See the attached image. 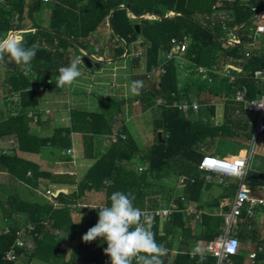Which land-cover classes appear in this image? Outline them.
<instances>
[{"label": "trees", "instance_id": "16d2710c", "mask_svg": "<svg viewBox=\"0 0 264 264\" xmlns=\"http://www.w3.org/2000/svg\"><path fill=\"white\" fill-rule=\"evenodd\" d=\"M126 2H130V8L137 16L150 14V16L154 15L155 20L137 22L128 16L126 9L114 11L113 28L119 38L126 42V47L111 34L109 45L113 51L111 56L113 59L122 57L127 50L128 56H133L132 60L135 61L136 67H139L140 61L144 60L147 70H150L152 66L163 61L172 47L173 38H182L184 34H187L191 38L187 56L190 59L194 57L192 64L171 61L166 64L167 73L157 77L153 82H149L145 74L136 75L132 78V82L142 81L144 85L140 95H133L129 90L130 95L125 100L113 97L101 99L103 100L102 113L74 111L69 128L56 129L52 137H40L31 132L30 122L27 119V110L37 105V93L31 89L32 84L26 75L27 70L22 71L14 62H10L7 67H0L11 74L7 81L9 85L7 91L19 95L22 112L8 119L3 114L0 116V138L16 135L22 143L20 144L22 151L39 153L41 148L48 145L61 149L71 148L73 145L71 136L81 133V158L94 159V137L97 135L110 136L112 133L111 123L106 118V114L112 109L121 112L126 105L132 106L134 102L139 101L142 111L155 107L163 110L162 119L156 121L158 130H162L160 127L164 128V132L161 131L162 138L159 140L157 136L152 147L142 156L148 169L140 172L133 168V161L141 150L132 135L126 128H123L121 130L126 135V139L112 140L110 149L105 154L96 156V163L85 174L76 191L67 195L66 191L65 193L61 190L57 194L59 196L55 195L54 200L61 204L59 208H54L46 200L44 202L26 201L21 198L20 194L12 191L6 201L0 205L2 219L12 220V224L0 234V264H3L2 256L16 240L21 224L20 216H26L30 220L32 230L29 235H25V238H32L33 249L22 250L19 252L18 261L6 264H32L34 260L47 264H66V252L60 249L64 240L59 238L63 230L71 232L73 241H77L69 264L79 262L111 264L110 257L104 253V249L107 248L104 239L97 238L90 243L82 240V236L98 222L99 217L94 218L81 210L83 217L77 223L76 220L80 216L77 217L72 213L67 205L80 203L77 200L86 197L87 191L96 190L106 192L107 204L111 206V194L121 191L134 196V206L143 212L156 209L159 207L157 198L165 202L169 201L170 188L164 184L152 183L149 178L163 180L169 177L172 179L182 174L197 172L202 160L200 154L202 146H208L210 143H207L208 138L213 141L224 133L223 126V130H218V127H212L213 123L205 124L197 121L191 115H185L177 107H173L175 102L199 101L204 103L214 96L222 95L214 91L213 86L209 84L210 79H213L214 85L216 84L215 77L208 71L200 72L198 68L201 65L210 66L219 60L223 63H231L233 62L231 60L243 57L242 46L231 48V50L222 49V46L218 44V36L199 24L198 15L209 13L214 0H61L57 3H43L41 0L33 2L2 0L0 38L13 29L11 23L14 19L19 22L17 26L19 31L26 28L25 20H30L34 30H31L24 38V46L31 47L33 44L38 46L29 69L35 71L37 76L35 85L45 93L63 95L65 88L57 86L58 66L63 58L60 50L65 51L68 48L77 50L75 45L69 42L70 38H73L81 48L90 50L89 38L106 23L115 8ZM233 9L236 10L235 20L237 22L241 23L251 15L241 8ZM47 10H49L50 19L44 24L40 17ZM169 12L176 13V16L158 21L157 16L164 17ZM136 25L140 26L139 34L136 32ZM46 29L55 30L58 34L46 31ZM139 38H142L141 45L144 47L145 54L135 57L134 45ZM263 66L264 57L258 58L255 53L250 59L241 63L242 72L239 73V78L248 70L260 69ZM242 79L240 78V83L244 81ZM250 83L244 81V85L249 88V99L254 98L255 90L253 83ZM226 91L225 94H229L230 88L227 87ZM233 104H227L225 107L227 115L228 113L235 114L236 105ZM241 106L237 104L238 108ZM214 110L212 108V113ZM202 127L205 128L206 134L201 131ZM252 136V134L247 135V138L251 140ZM0 169L26 183L31 189H38L40 181L50 180L52 176L49 172L42 171L40 166L31 160L4 153L0 155ZM65 183L74 186L75 180L68 178ZM246 183L256 191L264 187V177L250 171ZM202 186L203 183L199 180L195 184H187L185 197L197 201ZM179 203L181 206L180 200ZM182 221V215L174 213L171 221L166 222L164 235H160V221L155 219L152 231L155 233L156 242L164 244L169 249V234L178 227L182 228ZM213 237L215 236L209 240ZM242 238L245 241L247 239L257 241L255 232L251 231H245ZM243 259L242 256L238 258L239 261ZM197 260L198 258L191 259L184 254L177 256V264H183L184 261L187 264H193ZM133 264H136L135 260ZM257 264H264V251L257 255Z\"/></svg>", "mask_w": 264, "mask_h": 264}, {"label": "crops", "instance_id": "0c3cea01", "mask_svg": "<svg viewBox=\"0 0 264 264\" xmlns=\"http://www.w3.org/2000/svg\"><path fill=\"white\" fill-rule=\"evenodd\" d=\"M28 2H33L29 1ZM61 0H50L48 3H54V2H59ZM130 6V2H126ZM125 4V3H124ZM123 4V5H124ZM121 5L120 7H122ZM117 7L119 9H123ZM116 9V8H115ZM114 9V10H115ZM130 10H127L128 16L135 20L136 14L133 13L131 8ZM110 14L111 16V21L113 18V12ZM212 11V9H211ZM211 11L209 13H204L198 15L200 18V21H203L206 19L208 15L211 14ZM173 13L172 15H170ZM147 15L148 18L150 14H144ZM234 15L236 16V10L234 11ZM110 16L107 18V21L105 24H103L95 33H93L92 37L89 38L90 42V50H85L81 48L80 46H77L76 42L73 40V38L69 39V42L74 44L75 47L77 48H68L67 50H60V54L63 55V58L58 66V77L60 75L59 69L61 67H67L69 66L71 60L75 57L80 58V64H79V70L81 72L80 77L77 78V80L69 87L65 86V92L62 95L59 94H48L43 91H41L39 88H37V85H35V80H36V74L35 71L27 70V77L31 81V89H34L37 93V98L38 102L36 107H32L27 110V119L29 120V126L30 130L33 134L39 135L40 137H50L53 135L54 131L56 129L60 128H69L71 126V118H72V113L74 111H83V112H90V113H102L103 107H101V99H104V97H99V96H89L93 95V92L96 90H102L101 88L107 87L109 88V95L108 98H116L118 100H125L128 97H125L124 95L119 94L120 88H124L125 86H129L131 88L132 84V78L135 77L136 75H141L145 74L147 70V65L143 64V61H140V66L136 67L135 61L132 60L133 56H128V52L126 50L125 54L118 58V60L113 59L111 56L113 54L112 48L109 45L110 41V35L113 34L112 28L109 24V19ZM142 16V15H141ZM154 16V15H153ZM156 16V15H155ZM169 17L173 18L176 16V13L174 12H169L166 14L164 17ZM160 17V16H157ZM250 18V17H249ZM50 19V13L49 10H47L45 13H43L40 17V20L45 24L48 23ZM167 19V18H166ZM150 20V19H149ZM164 20V19H163ZM152 21V20H151ZM158 21H161V19L158 18ZM248 21V19L244 20ZM242 21V22H244ZM241 22V23H242ZM27 26L23 30L19 31V33L16 35V37H23V39L29 34L31 30H34L31 25V21L26 19L24 22ZM240 22H237L235 19L230 22L232 25H238L241 24ZM19 24V22H18ZM17 24V26H18ZM113 25V24H112ZM217 26L218 36L219 41H221V34L220 32L223 31L221 29V26ZM18 29V28H17ZM114 30V28H113ZM46 31H49L54 34H58L57 31L49 30L46 29ZM214 34V33H213ZM241 34L245 35V29L241 30ZM216 35V34H214ZM114 36V34H113ZM217 36V35H216ZM115 37V36H114ZM116 39V38H115ZM117 40V39H116ZM119 41V40H118ZM243 41L246 43V38L243 37ZM121 42V41H119ZM141 42L142 38H139L138 41L134 45V52H135V57H138L142 54H145V50L141 49ZM122 43V42H121ZM126 43V42H125ZM244 43V45H245ZM123 44V43H122ZM124 46V44H123ZM125 47V46H124ZM223 49V48H222ZM231 50V48H228ZM243 49V46H242ZM141 52V53H140ZM256 53V56L258 58L264 57V52H258V50H252V55ZM88 57L91 61L92 67H88L85 62L84 58ZM95 57H101L103 60H98ZM252 57V56H251ZM250 57V58H251ZM186 59L193 60L194 58L192 57L191 59L188 58L187 54L185 56ZM249 58V59H250ZM130 60V72H126L127 68L125 67V64ZM246 60H244L245 62ZM118 62V63H117ZM242 62V63H244ZM113 63L114 68H113V73L111 77L105 73V69H103V65L110 66V64ZM168 64V63H167ZM192 64V63H189ZM193 64H195L193 62ZM217 66L221 67L223 65L229 64V62L223 63L221 60L218 62H215ZM214 64L210 66H200L203 68H211ZM233 65V63L231 62ZM83 65H85L89 70H86L83 68ZM241 65V64H240ZM264 67V66H263ZM94 68L98 69L97 71L93 70ZM254 70H248L246 74L242 75L240 78L244 79V81L248 82V78L251 75V73ZM56 73V72H55ZM211 74V73H210ZM9 73L3 68L0 67V116L3 114L6 119L12 118L14 116H17V114L22 112L21 108V99L18 94L16 93H11L7 91L9 88L8 85V79L10 78ZM213 75V74H211ZM214 81L216 83H220L222 80L225 81L223 78H218V76H215ZM91 78V79H89ZM110 78L112 80H110ZM239 78V79H240ZM130 81L129 85L125 84L127 80ZM242 79V80H243ZM210 81V80H209ZM244 81L241 82V84H244ZM213 82V81H212ZM226 82V81H225ZM114 83H117L120 88L119 90H112V87H114ZM211 83V82H210ZM114 84V85H113ZM228 87L226 83V88ZM111 89V90H110ZM94 90V91H93ZM130 90V89H129ZM128 91V90H127ZM227 92V91H226ZM226 92H222V94H225ZM230 92V91H229ZM130 93V92H129ZM87 94V96H86ZM119 94V95H118ZM85 95V96H84ZM119 96H121L119 98ZM206 99V98H205ZM204 100V99H203ZM189 102V101H187ZM193 102H198L201 104V108L198 113L194 111H190L188 113H191V115L195 120L200 121V120H207L210 121V123H213L216 127H218V130L223 126L224 127V133L221 134L219 137H216V139H223L225 141H230L234 142H239L240 140L243 141L249 140L247 138V135L252 134L254 131V126L252 125V122L254 120V116L249 114L246 111V108L244 104L236 102L235 100L229 99V100H223L222 98H210L207 102H199V101H193ZM192 102V103H193ZM135 103H137V108L133 107L135 106ZM190 103V102H189ZM234 103L233 105L236 107V112L235 114L228 113L229 115L226 114L225 112V107L227 104ZM237 104L242 105L241 108L237 107ZM212 108H214V113H212ZM48 110H51L52 114L49 113ZM131 110V111H129ZM48 111V112H47ZM136 111L139 112V114L144 113L146 111H142V107L139 101L134 102V105H129L125 106L121 112L116 109H112L106 114V118L110 121V125L112 127V133L115 131H121V129L126 128V123L128 122L129 118L133 116L134 112ZM149 111V110H148ZM151 111V109H150ZM137 112V113H138ZM133 113V114H132ZM51 120L54 121V126L53 129L54 131L52 132L50 130V122ZM156 126V122H155ZM116 127L115 130L114 128ZM36 131L34 132L33 131ZM127 129V128H126ZM128 131V130H127ZM123 133V132H122ZM110 135V136H111ZM263 135V134H262ZM109 136V137H110ZM106 137V136H101L97 135L94 137V153H95V158L94 159H85L81 158V150H80V145L79 144V139H82V134L81 133H75L72 136V149L74 150V155L75 158L72 159L70 156H60V159H64L65 161L68 162V164L71 165L70 169V174L69 179H74L75 180V185H67L64 181L62 183H57L55 180V189L51 187H47L45 189V192L49 189L54 193V199H56V196L61 190L65 192L67 195L69 193H72L73 191H76L78 188V184L84 179L85 174L88 172V170L96 163V156H101V154H105L111 147L112 139L111 137ZM253 137V136H252ZM14 138L16 140V144L9 146V141ZM3 142L4 145L0 146V155L1 151L3 152L4 150H9L8 153H5L7 155H16L19 158L25 159V160H31L35 164L39 165L42 171H47L50 174L54 175V172L57 168L59 169L58 166H60V162H55L58 163V166H54L51 162L49 163H44L43 159L45 158V155H41V150L39 153H30V152H24L21 150V147L18 146V138L16 135H10V136H5L0 138ZM111 139V140H110ZM209 139V138H208ZM114 141V140H113ZM101 142V143H100ZM245 144V143H244ZM244 146V145H243ZM209 146H202L200 149V154L202 155V159L206 155H212V156H217L219 155L222 157L220 154H204L209 150ZM47 149V148H44ZM58 149V148H57ZM60 150H64L59 148ZM140 149V148H139ZM150 149V148H149ZM149 149L142 150L140 149L139 155L135 158L136 161H141V166L139 168L140 172L147 171L148 167L146 162L144 163L142 160L143 154H145ZM240 149V150H239ZM237 150L238 153H237ZM251 150V149H250ZM143 151V152H142ZM236 153H232L226 156H223L224 158H230V159H235L236 157H244L246 152V148L239 147L237 149L236 147ZM80 152V153H79ZM68 157V159H67ZM42 158V159H41ZM61 161V160H60ZM202 161V160H201ZM200 161V162H201ZM47 162V161H46ZM49 164V165H47ZM199 166V165H198ZM141 168H144V170H140ZM146 168V169H145ZM250 172V164L248 168V173ZM253 172V171H252ZM203 173V175L201 174ZM255 173H258L259 175H262L264 177V173L255 171ZM81 175V176H80ZM248 176V175H247ZM31 177V175L29 176ZM2 179H7L6 180V186L11 188L10 194L13 191L12 189H15L17 186H21L23 189H31L26 183L15 179L13 176L8 174L7 172H3L0 169V180ZM201 181L203 183V186L201 188V192L198 196L197 201H193L190 197L186 198L185 197V188L187 184H195L197 181ZM247 180V178H246ZM245 180V183H246ZM9 181V183H7ZM149 181L152 183H157V184H164L169 186V194L171 197L169 198V201H162L159 198H157V201L159 203V207L156 209H151V210H158L162 207H169L170 210H172V214L170 215L169 219L166 220L165 222H170L171 217L174 213L182 215V222L183 226L178 227L174 230V232L169 234V256L163 257L164 264H177V256L184 254L185 256H189V258H192L190 255L191 249L193 248L194 244L196 242H200L202 246V242H205L206 247L202 246L205 250L206 254V260L203 262V264H216V258H213L210 253L207 250V246L209 242L212 240L222 237L225 234V217L227 214L231 212V203L233 202V199L239 189V180L235 177H228V176H219L216 173H209V172H204L201 170H197V172L194 173H189V174H182L179 175L177 178H165L163 180H155L154 178H149ZM40 187L42 184H45L44 182L47 181H40ZM1 186V185H0ZM38 189H33V191H39ZM53 187V186H52ZM246 187L254 193L252 197L255 198H264V187H261L260 189L256 190L252 189L248 183H246ZM254 190V191H253ZM1 193V191H0ZM56 195V196H55ZM21 198H23V193L20 194ZM85 198V197H84ZM84 198L78 199L77 201H80V204H87L85 203ZM25 200V199H24ZM45 200V199H44ZM179 200L181 201V206L179 203ZM50 204L54 206V208H59L61 204L59 202H51L48 198L46 200ZM58 205H54V204ZM89 205V204H87ZM100 205H105L109 206L107 202L101 203ZM110 207V206H109ZM145 210H150V209H145ZM258 210H263L264 208L261 206H254L251 207L249 204L246 205L244 208L240 218H239V224L234 226L238 227V230L233 234L236 237L240 239V248L238 254L232 258V261L234 264H244L245 259L251 260V264H257V255L262 254V252H259L258 249L260 247L264 248V217L259 215ZM80 217L76 220L78 223L80 219L83 217L81 215V211L79 212ZM262 214V213H261ZM90 216L96 217L93 214ZM0 234L4 232L11 224L12 220H4L2 219L1 215V209H0ZM20 226L27 228H31V223L29 218L26 216H20ZM160 221V220H159ZM163 226L159 225V230L162 234L164 235L165 233V226L166 223H164V228L161 229L160 227ZM233 227V228H234ZM28 230V229H27ZM233 230V229H232ZM245 231H251L255 232V236L257 237V241L247 239L246 241L242 238V235L244 234ZM263 233V234H262ZM30 232H28L25 235H29ZM24 235V238H25ZM60 235V234H59ZM246 235V234H245ZM210 236V237H208ZM213 237L212 239L209 240V238ZM30 244L32 245L31 249H33V240L32 238H25ZM73 242H70V245L74 248L76 245H72ZM77 242V241H76ZM207 242V243H206ZM75 249V248H74ZM22 250L18 251L21 252ZM66 255V254H65ZM255 255V258L253 260L252 256ZM61 256V255H60ZM73 256V255H72ZM242 256L244 259L242 261H239L238 258ZM196 258L199 257L197 256ZM198 260L196 263L193 264H198ZM37 262L44 263L43 261L40 260H34L32 264ZM47 264V263H44ZM77 264H94V263H84V262H79ZM183 264H187V262H183Z\"/></svg>", "mask_w": 264, "mask_h": 264}, {"label": "built area", "instance_id": "2783aa9c", "mask_svg": "<svg viewBox=\"0 0 264 264\" xmlns=\"http://www.w3.org/2000/svg\"><path fill=\"white\" fill-rule=\"evenodd\" d=\"M41 1L43 3L50 2V0ZM1 4L2 0H0V7ZM233 8H241L243 11H248L251 14L248 21H244L238 25L230 24V22L235 19V10ZM17 24L18 20L14 19L11 23L13 29L9 31L15 36L19 33ZM199 24L202 27L211 30L217 36L220 35L218 34V28L216 25L221 26V29L224 32H228L227 37H221V42H224L226 46H228L227 49L243 46V57L231 60L233 61V65L229 63L219 67L214 64L211 68L199 67L198 70L200 72L208 71L209 73L218 76V78H223L226 81L228 87L230 88L229 94H222L220 96H216V98H222L226 101L232 99L236 102L242 103L244 104L246 111L254 116V120L252 122V125L254 126V133L250 152H246L245 156L241 160L224 158L219 155H206L203 157L198 166V169L201 171L216 173L219 176L235 177L239 180V189L233 199V202L231 203V212L225 217V234L222 237L212 240L207 246V250L210 255L213 258H216V264H234L232 258L239 252L240 239L232 234L233 227L239 224V218L247 204L251 207L261 206L264 208V198L252 197L251 191L246 187L245 183L254 143L260 135L264 134V67L254 70L248 78V82L253 83L255 86L254 98L249 99L248 86L239 82V73L242 72L240 64L252 56V50L264 52V0H214L211 14L208 15L205 20L200 21ZM242 29H245V35L241 34ZM243 37L246 38V43L243 41ZM190 44L191 38L187 34H184L182 38H173L171 40L172 47L165 55L163 61L158 65L152 66L150 70L145 73L147 80L149 82H153L157 77L165 75L167 73L166 64L171 61L176 60L179 62L192 63V60L185 58L186 54L189 52ZM212 81L213 79H210V82ZM173 107H177L183 113H188L190 111L198 113L201 108V104L198 102L189 103L187 101L181 103L175 102ZM118 133H113L115 134L114 141L126 139V135L124 133ZM113 134L110 136L111 139L113 138ZM16 143V140L12 138L8 145L12 146ZM1 145H4V142L0 139V146ZM63 151V156H70L72 159L75 158L74 150L72 148H67ZM8 152L9 150H4L3 152L1 151V153L4 154ZM140 170H144V168H141ZM30 175L31 174L29 173V176ZM44 193L51 202H54V193L51 190H47ZM54 205L56 206L58 204L55 203ZM103 206L78 203L69 204L67 205V208L77 217L80 216L79 212L81 210L86 211V214L88 215L93 214L94 216L99 217L98 208ZM90 207H96L97 209ZM145 213L150 214L153 217V225L155 219L168 220L172 214V210H170L169 207H162L158 210L146 211ZM28 230L30 232L32 228H29ZM28 230L25 227L19 228L16 234V240L2 256L1 261L3 264L18 261V251L32 247L30 242L24 238V235L28 232ZM160 234L162 233L160 232ZM258 251L263 252L264 248L260 247ZM252 258L254 260L255 255H253Z\"/></svg>", "mask_w": 264, "mask_h": 264}, {"label": "clouds", "instance_id": "9594fccd", "mask_svg": "<svg viewBox=\"0 0 264 264\" xmlns=\"http://www.w3.org/2000/svg\"><path fill=\"white\" fill-rule=\"evenodd\" d=\"M37 45L24 46L23 37H16L12 32L0 38V66L14 62L22 71L31 68V61L37 53ZM80 58L75 57L69 66L59 69L57 86H71L81 72ZM142 81H133L131 93L140 95L143 88ZM135 197L130 193L116 191L111 194V206L99 207L98 222L82 236L85 243L102 238L107 243L104 253L110 257L111 264H164L163 257L168 255L169 249L164 244H158L152 231L153 217L134 206ZM97 209L96 207H90ZM192 258L199 257L198 264L206 260L204 248L196 242L191 249Z\"/></svg>", "mask_w": 264, "mask_h": 264}, {"label": "rangeland", "instance_id": "374dc122", "mask_svg": "<svg viewBox=\"0 0 264 264\" xmlns=\"http://www.w3.org/2000/svg\"><path fill=\"white\" fill-rule=\"evenodd\" d=\"M149 19L152 21L155 20V18L153 16H149ZM220 34L222 35L221 37L224 38V37H227L228 32L221 31ZM218 44H219V46H222L223 49H227V47H228V46H226V44L224 42H221V41H218ZM141 49L144 50V47L142 45H141ZM210 54H212V52H210ZM137 55L140 56V54H137ZM95 58L98 60H103V58H101V57H95ZM115 60H118V58H116ZM143 64H145L144 60H143ZM125 67L127 69L124 71L130 72V60L125 64ZM83 68L86 70H89L85 65H83ZM113 68H114L113 63H111L110 66H107V65L104 66L103 65V69H105V71H106L105 73H107L110 77L113 73ZM93 70L97 71L98 69L94 68ZM89 79H91V78H89ZM110 80H112V79L110 78ZM125 81H126L125 84L129 85L130 81H128V79ZM114 84H113L114 87H112V90H119L120 86L117 83H114ZM209 84L211 86H213L214 91L218 92L219 94L222 92L223 93L226 92V82L223 80L220 83H216L215 85L213 84V82H211ZM101 89H102L101 91L100 90H96V91L93 90L94 91L93 95H89V96H93V97L99 96V97H104V99H106L109 97V95H111V93L108 95L109 88L105 87V89L104 88H101ZM129 89H130L129 86H125L124 88H120L119 94L124 95V96L126 94L125 97H129V95H130ZM86 96H87V94H86ZM120 97L121 96H119V98ZM214 98H216V96H214ZM103 100H101V102H100L101 107H103V104H102ZM183 102H185V101H183ZM136 104L137 103H135V106L133 107V109L137 108ZM48 111H49V113L52 114L51 110H48ZM129 111H131V110H129ZM137 112L138 111H136V113L134 112V114L132 113L133 116L130 117L128 122L126 123L127 124L126 128H127L128 132L132 135V137L136 140L139 148L142 150H146V149H149L152 147V145L154 144L155 138L157 136H159L160 133L162 134L161 131L164 132V128L160 127V129H162V130H158L157 124L155 126V122L160 121L162 119L161 116H162L163 110L160 109L159 107H155V108L151 109V111L149 110V111H146V112L141 113V114H139V112L138 113ZM189 114H191V113H185V115H189ZM200 122H203L205 124L210 123V121H207V120H200ZM50 126H51L50 130L53 132L54 131V129L52 127V126H54L53 120H51ZM212 127H215V125L213 124ZM114 129L118 130V129H116V127ZM220 130H223V127H221ZM33 131H34V129H33ZM201 131L206 134V130L204 127L201 128ZM34 132H36V131H34ZM118 132L119 131H115L114 133L117 134ZM120 133H121V131L118 134H120ZM115 134H113V138H112L113 140H114ZM121 134H123V133H121ZM50 137H52V136H50ZM106 137H109V136H106ZM81 142L82 141L79 139V144H81ZM243 142L245 143V144L243 143L244 146L242 144H240V143H242L241 140L239 142H236L235 140H234V142H230V141H225L223 139H215L213 141L207 139V143H209L208 146L210 148L204 154H215V155L220 154L223 157V156H226V155H229L232 153H236V151H235L236 147L238 149L240 146L243 148H246V150L248 152H250L252 142H253V138L251 140L250 139L246 140V141L244 140ZM20 144H22V143L19 139L18 140V146H20ZM45 148H47V149L41 148V151H42L41 155H45L43 162L44 163L51 162L54 166H56V165L58 166V163L60 162V166H58L59 169L57 168L55 171L54 170L51 171V172H54L53 173L54 175L51 176V179L49 178L50 180H43V181H47V182H44L45 184L41 185V187L39 188V191H36V190L33 191V189L25 190L21 186L20 187L17 186L15 189H12L17 194L23 193V198L26 201L44 202V199L47 200V196L45 195L44 192L48 186L55 189V185H54L55 180L59 184L64 182V181H68V178H69L68 173L70 172L71 165L68 164V162L65 161L64 159L59 158L60 156L62 157V155L64 154L63 153L64 151L60 150L59 148L57 149L56 147H51L49 145L46 146ZM64 149H66V148H64ZM67 159H68V157H67ZM235 159L241 160L242 157H236ZM55 162H58V163H55ZM47 165H49V164H47ZM140 166H141V161H136V160L133 161V168L135 170L139 171ZM250 171H253V172L258 171V172L264 173V134L260 135L254 143L253 153H252V157L250 160ZM201 174L203 175V173H201ZM53 178L55 180H53ZM6 180L7 179L0 180V185H1L0 186V191H1V193H0V205L6 201L7 197L10 195V191H11L10 187L4 185V184H6ZM7 183H9V181ZM166 187L169 188V186H167V185H166ZM86 194L87 195L84 198V201H85V203H87L89 205H100L101 203L107 202L106 192H104V191L91 190V191H87ZM251 195H254V193H252V191H251ZM258 213L260 216H262V218L264 217V211L263 210H258ZM1 215H2V213H1ZM0 219H1V217H0ZM165 221L166 220H160L161 225H163L160 227L161 229L164 228V223H166ZM237 230H238V227L237 228L234 227L232 230V233L234 234ZM75 244H77L76 241L73 242L72 245H75ZM202 246L206 247L205 242H202ZM28 249H31V248H28ZM34 264H44V263H41V262L36 263L35 262ZM244 264H251V260L245 259Z\"/></svg>", "mask_w": 264, "mask_h": 264}, {"label": "water", "instance_id": "95a60500", "mask_svg": "<svg viewBox=\"0 0 264 264\" xmlns=\"http://www.w3.org/2000/svg\"><path fill=\"white\" fill-rule=\"evenodd\" d=\"M120 8H123V9H126V10H130V5L128 3H125L122 7ZM119 8H116L114 11L118 10ZM159 19L163 20V19H166V18H169L168 16L167 17H158ZM146 20H149L148 16L147 15H142V16H135V21L137 22H143V21H146ZM109 24L112 28V32L115 36V38L119 41H121L124 46L126 47V43L125 41H123L122 39L119 38V36L115 33V31L113 30V25H112V21H111V16H110V19H109ZM135 29H136V32L139 34L140 33V26L139 25H136L135 26ZM77 45V44H76ZM78 46V45H77ZM84 62L85 64L88 66V67H92L91 65V61L88 57H85L84 58ZM159 140H161L162 138V134L160 133L159 136H158ZM59 238L60 239H63L64 240V243L60 246V249L65 251L66 252V255H65V262L66 264H69L71 259H72V255L74 253V248L70 245V242L73 241V237H72V233L71 232H68V231H61L60 232V235H59Z\"/></svg>", "mask_w": 264, "mask_h": 264}, {"label": "snow or ice", "instance_id": "6c2138e0", "mask_svg": "<svg viewBox=\"0 0 264 264\" xmlns=\"http://www.w3.org/2000/svg\"><path fill=\"white\" fill-rule=\"evenodd\" d=\"M231 250V249H230Z\"/></svg>", "mask_w": 264, "mask_h": 264}]
</instances>
